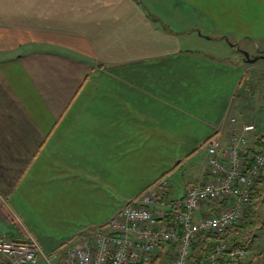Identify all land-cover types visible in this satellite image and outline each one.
Returning <instances> with one entry per match:
<instances>
[{
  "label": "crops",
  "instance_id": "0c3cea01",
  "mask_svg": "<svg viewBox=\"0 0 264 264\" xmlns=\"http://www.w3.org/2000/svg\"><path fill=\"white\" fill-rule=\"evenodd\" d=\"M263 1L173 0L162 20L139 0H0V238H33L49 255L105 229L142 192L158 209L176 170L242 119L231 111L254 67L247 48L229 64L196 45L223 57L255 45ZM180 8L192 40L171 32ZM204 162L170 200L208 177ZM169 256L161 249L158 264ZM256 262L264 248L242 264Z\"/></svg>",
  "mask_w": 264,
  "mask_h": 264
},
{
  "label": "built area",
  "instance_id": "2783aa9c",
  "mask_svg": "<svg viewBox=\"0 0 264 264\" xmlns=\"http://www.w3.org/2000/svg\"><path fill=\"white\" fill-rule=\"evenodd\" d=\"M228 130L217 129L204 143L208 177L186 187L179 201L163 197L159 208L149 191L128 201L105 229L83 237L45 255L38 243L0 238V254L9 264H158L166 248L165 264H190L193 244L203 232L221 234L237 225L253 202L255 192L264 193V139L256 126L229 119ZM165 185V183H163ZM207 214H201L203 210ZM245 252L217 243L206 264L221 259L241 261Z\"/></svg>",
  "mask_w": 264,
  "mask_h": 264
},
{
  "label": "rangeland",
  "instance_id": "374dc122",
  "mask_svg": "<svg viewBox=\"0 0 264 264\" xmlns=\"http://www.w3.org/2000/svg\"><path fill=\"white\" fill-rule=\"evenodd\" d=\"M144 6V1L147 6H149V9H146L147 14L155 13L158 15V13L161 14V19L163 20L164 15H169L170 9L167 7V5L172 4L173 0H139ZM150 3V4H149ZM264 3V1H263ZM176 8V7H175ZM155 10V11H154ZM170 11V12H169ZM182 12L175 14V20H176V27L172 29L173 36H177L182 39H193L194 38V22H188L185 23L184 17H189L188 14L184 13L183 8L180 10ZM177 10V12H179ZM169 14H168V13ZM183 19V20H182ZM200 26V25H199ZM186 28H190L189 30H186ZM248 42V41H247ZM246 44V41H238L235 49H230L229 44H227L228 53L225 54L224 57L221 54L216 53L215 49L209 44L205 43V45H196V49H199L200 51H204L207 53V56L212 55L213 57H216L214 59H227L229 58L228 63L232 62L235 59L240 58L239 53L236 51L237 49L241 50L247 48V52H250L251 58H256L257 60L252 64L254 67L252 70H250L243 79V82L241 84V87L237 90L235 93V97L233 99V108L234 110L231 111V114L238 115L242 119H237L240 122L245 123H251L256 125V135H263L264 134V36L257 39L255 41V45L252 44ZM203 43V42H202ZM216 46V44H214ZM225 47V46H224ZM210 53H209V52ZM236 55V56H235ZM235 56V57H234ZM211 57V56H210ZM244 66H251L249 64ZM224 96L222 95L221 98ZM238 117V118H239ZM205 157H207L206 153V147L203 145V148H201L200 151L197 152V156H194L193 159H191V163L185 164L182 169H177L175 172V175L172 178H169V185H172L173 190L168 191V196L166 197L168 200L179 197L182 195L185 185L189 180L188 175L191 174L190 169L193 165H197L198 167L202 164H205L204 160ZM200 169V167H199ZM198 169V170H199ZM186 170L184 173L182 171ZM260 197L258 199H255L254 202L256 204L255 206V217L257 220V227L260 226L259 223L264 222V201L260 202ZM153 207V205H152ZM154 207H156L154 205ZM254 234V240L250 245V248L245 252V258L242 259L243 263H246L250 261L254 256L257 255L258 252H261V250L264 248V226L257 228L253 232ZM91 235V234H89ZM86 235V236H89ZM59 249L56 251L58 252ZM39 264H46V262L40 257L39 258ZM257 264V262H256Z\"/></svg>",
  "mask_w": 264,
  "mask_h": 264
},
{
  "label": "trees",
  "instance_id": "16d2710c",
  "mask_svg": "<svg viewBox=\"0 0 264 264\" xmlns=\"http://www.w3.org/2000/svg\"><path fill=\"white\" fill-rule=\"evenodd\" d=\"M264 139V134L259 135ZM264 201V193L261 191L255 192L253 202L245 212L243 219L237 224L230 227L228 230L221 234L214 232H203L198 237L192 246L191 256L189 258L190 264H206L209 253L213 250L214 246L219 243H225L230 250L240 249L246 252L253 238V232L257 228V220L255 217V199ZM218 264H242V261L233 262L229 259H221Z\"/></svg>",
  "mask_w": 264,
  "mask_h": 264
},
{
  "label": "water",
  "instance_id": "95a60500",
  "mask_svg": "<svg viewBox=\"0 0 264 264\" xmlns=\"http://www.w3.org/2000/svg\"><path fill=\"white\" fill-rule=\"evenodd\" d=\"M241 53L244 55V59H246L248 62H254L256 61L257 59L256 58H253L251 59L248 55V53L244 52V51H241ZM264 58V57H263Z\"/></svg>",
  "mask_w": 264,
  "mask_h": 264
},
{
  "label": "bare ground",
  "instance_id": "6f19581e",
  "mask_svg": "<svg viewBox=\"0 0 264 264\" xmlns=\"http://www.w3.org/2000/svg\"><path fill=\"white\" fill-rule=\"evenodd\" d=\"M79 234V233H78ZM78 236V235H77ZM27 240H29V239H27ZM27 242V241H26ZM169 258H170V256H169ZM245 258V257H244Z\"/></svg>",
  "mask_w": 264,
  "mask_h": 264
}]
</instances>
